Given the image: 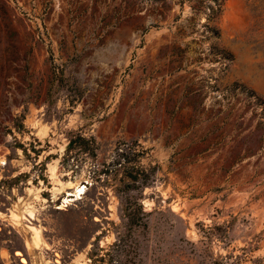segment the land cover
I'll return each mask as SVG.
<instances>
[{"label":"rangeland","instance_id":"374dc122","mask_svg":"<svg viewBox=\"0 0 264 264\" xmlns=\"http://www.w3.org/2000/svg\"><path fill=\"white\" fill-rule=\"evenodd\" d=\"M71 131L97 143L74 171ZM116 233L139 264H264V0H0V264L114 259Z\"/></svg>","mask_w":264,"mask_h":264},{"label":"trees","instance_id":"16d2710c","mask_svg":"<svg viewBox=\"0 0 264 264\" xmlns=\"http://www.w3.org/2000/svg\"><path fill=\"white\" fill-rule=\"evenodd\" d=\"M48 58L51 68V79L47 87V93L50 94V89L54 82L60 79L62 69L52 60L51 52L48 50ZM97 143L91 135H83L77 131H71L67 135V142L65 144L66 155L60 158V163L65 167L74 171L78 164L74 161L79 155L81 157H89L93 159L95 157ZM140 153L135 151L131 145L122 144L117 146L114 150L112 157L113 170L117 169L121 171L119 177L121 184L120 190L126 191L137 187H142L146 184V178L148 177L145 168L139 163ZM71 159V161L69 160ZM115 167V168H114ZM112 170V169H111ZM125 208V207H124ZM124 216L128 222H132L133 216L129 212L124 211ZM137 223L143 227L145 225L141 215L137 217ZM127 235L125 233L118 236L110 245H113L119 249L120 254L112 259L111 255L105 257V251L100 253L99 250L102 246H98L97 243L91 245L87 254L89 255L88 264H139V257L136 251L134 243L126 242ZM107 253V252H106ZM223 255H219L215 258L213 264H223Z\"/></svg>","mask_w":264,"mask_h":264},{"label":"bare ground","instance_id":"6f19581e","mask_svg":"<svg viewBox=\"0 0 264 264\" xmlns=\"http://www.w3.org/2000/svg\"><path fill=\"white\" fill-rule=\"evenodd\" d=\"M31 230V229H30ZM33 235H34V237L35 238H38V239H40V231H39V229L38 228H36V227H33ZM32 236V235H31ZM31 240V239H30ZM34 241V240H33ZM28 243V242H27ZM33 244V242L32 241H30L27 245L29 246L30 244ZM33 246V245H32Z\"/></svg>","mask_w":264,"mask_h":264}]
</instances>
